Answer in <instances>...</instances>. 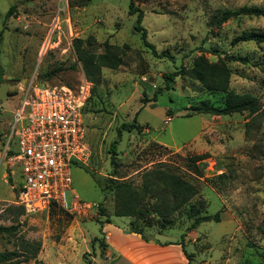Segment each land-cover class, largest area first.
<instances>
[{"label": "rangeland", "instance_id": "obj_1", "mask_svg": "<svg viewBox=\"0 0 264 264\" xmlns=\"http://www.w3.org/2000/svg\"><path fill=\"white\" fill-rule=\"evenodd\" d=\"M130 2L0 0V139L31 81L76 86L82 78L90 79L78 59L76 38L92 43L86 48L99 54L108 49L106 44L114 45L118 49L112 51L123 58L116 68L103 66L97 74V93L84 114L92 155L85 165L73 164L66 192L68 204L76 196L93 203L88 212L58 205L27 211L18 203L20 167L0 162V225L16 227L0 234V253L9 254V259L0 254V264H46L43 251L66 234L74 236V230H67L76 220L93 236L87 257L93 260L97 250L101 264L113 263L102 226L119 220L126 231L138 227L159 244L184 245L192 264H264V42L232 43L243 31L264 30V15L219 22L227 9L264 7V0H134L144 12L147 39L158 53L168 52L161 57L135 30L137 13H130ZM15 3L16 11L6 17ZM232 54L248 55L249 61L225 57ZM200 55L210 61L222 56L232 70L230 87L259 96L262 111L193 112L204 100L222 104L225 94L207 90L186 73L172 80L165 74L192 67ZM134 121L142 127L119 133L123 123ZM115 141L113 159L109 150ZM200 153L208 156L197 164L189 160ZM1 154L0 147V160ZM159 166L190 180L198 191L193 199L168 217L155 213L154 200L143 207L149 212L142 218L116 216L112 179L141 185L143 173ZM216 212L219 221L193 226L196 215Z\"/></svg>", "mask_w": 264, "mask_h": 264}, {"label": "built area", "instance_id": "obj_2", "mask_svg": "<svg viewBox=\"0 0 264 264\" xmlns=\"http://www.w3.org/2000/svg\"><path fill=\"white\" fill-rule=\"evenodd\" d=\"M93 86L84 77L76 86L31 81L23 89L8 132L0 139V162L20 167L18 203L27 211L58 205L80 214L93 207L77 196L71 204L66 200L73 164L85 165L92 155L84 114Z\"/></svg>", "mask_w": 264, "mask_h": 264}, {"label": "trees", "instance_id": "obj_3", "mask_svg": "<svg viewBox=\"0 0 264 264\" xmlns=\"http://www.w3.org/2000/svg\"><path fill=\"white\" fill-rule=\"evenodd\" d=\"M17 7V3L11 5L6 13V17L13 14ZM129 8L131 14L137 13V19L134 28L137 32H140V37L143 44L149 47L155 55L160 57L167 55V51L158 53L156 46L147 39L146 28L142 25V19L144 16L143 10L135 6L134 0H131ZM240 15H264V7L245 4L236 9H227L223 12L219 22H223L228 18ZM246 41H255L257 43L264 42V30L243 31L232 39L233 44ZM86 44L91 45L92 43L86 42V40L82 38H76L74 41V47L76 49L78 59L84 65L86 76L89 77V80L94 83L90 97L91 99L92 96L97 93L96 84H98V82L95 81H98L96 78L97 74L100 73L101 68L103 66L116 68L119 63L123 61V58L120 53H115L112 51L114 49H118L114 45L112 46L111 44H106L105 46H109L108 49L106 48L103 53L99 54L87 49L85 46ZM225 57L229 60L240 61L243 63L249 61L248 55L232 54ZM182 73H186L194 79L202 82L207 90H217L225 94L222 104L217 105L204 100L200 104L193 106L192 110L195 113L228 115L243 111H249L252 114H258L262 111V102L259 96L250 92L239 93L230 87V77L232 70L222 56L218 57L216 61H210L205 55H200L195 59L194 65L192 67H183L171 73H166L165 77L169 80H172L174 76L180 75ZM157 94L158 91L152 100L155 101L157 99ZM86 108L87 105L85 107V111L87 110ZM141 127L142 125L137 121H134L133 123H123L121 129H119V133H121L122 130L131 131L133 129H140ZM117 142L118 141L113 142L109 150L113 155V159L117 154ZM207 156V153H200L190 156L189 160L192 163L197 164L200 160H203ZM143 178L144 180L141 185H135L131 181H118L116 179H112L111 188L114 191L116 200L114 212L116 216H134L136 218H142L145 216L144 214L149 212V210L144 211L143 207L146 206L148 201L154 200L155 213L159 216L168 217L172 213L179 210L182 206L190 202V200H192L198 192L197 187L190 180L166 167L159 166L149 169L143 173ZM192 208H194V205H192ZM195 213H199V210H196ZM207 220L219 221V212H216L214 215H196L193 226H196L197 224ZM15 229V225H0V234L4 232L8 233ZM131 231L139 233L142 235L143 239L149 240L138 227L131 228ZM93 241L92 244L94 246ZM101 243L105 244V242L102 240ZM182 250L185 256L188 258L190 264H192L191 254L188 253L184 245H182ZM0 254L4 256L3 259H9V254L6 252ZM87 255V253L84 254L87 264H94V262L89 259ZM1 264L14 263L9 261L7 263Z\"/></svg>", "mask_w": 264, "mask_h": 264}, {"label": "crops", "instance_id": "obj_4", "mask_svg": "<svg viewBox=\"0 0 264 264\" xmlns=\"http://www.w3.org/2000/svg\"><path fill=\"white\" fill-rule=\"evenodd\" d=\"M119 223L123 221H109L102 226L107 253L113 255L112 264H189L179 243L159 244L155 240L146 241L140 234L123 229ZM71 230H74V236L66 234L53 248L48 247L43 251L42 257L46 264H87L84 253L89 252L93 236L78 220L73 222L67 233ZM95 252L97 255L91 259L93 262L99 259V253L97 250Z\"/></svg>", "mask_w": 264, "mask_h": 264}]
</instances>
